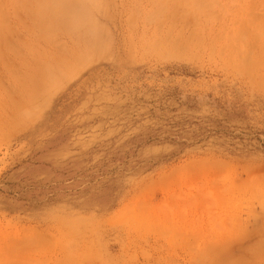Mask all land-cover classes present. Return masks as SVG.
<instances>
[{"label": "rangeland", "instance_id": "1", "mask_svg": "<svg viewBox=\"0 0 264 264\" xmlns=\"http://www.w3.org/2000/svg\"><path fill=\"white\" fill-rule=\"evenodd\" d=\"M21 1L0 264H264V0Z\"/></svg>", "mask_w": 264, "mask_h": 264}, {"label": "bare ground", "instance_id": "2", "mask_svg": "<svg viewBox=\"0 0 264 264\" xmlns=\"http://www.w3.org/2000/svg\"><path fill=\"white\" fill-rule=\"evenodd\" d=\"M22 1H24V0H22ZM22 1H21V2H22ZM33 1H34V2L30 3L31 5L35 4V0H33ZM70 1H71V0H70ZM19 2H20V1H18V7H19ZM27 2H28V1H27ZM27 2L24 1V2L22 3V5L24 6L25 3H26L25 5H28ZM40 2H41V0H40ZM40 2L38 1V5L41 6L40 9H38L39 7H38L37 4H35V5H36V7H37V9H38V12L43 8L42 10H44V13H42V10H41V12H39V13H40V15H41V18H43V20L46 22L45 25L47 24L46 19L49 20L48 18H50V21L53 20V17H52L53 15H52V14H53L54 11L58 12V11H60L61 9L66 8V7H65V4L67 5V0H45V3H44V1L41 2L42 5L40 4ZM36 3H37V0H36ZM31 5H30V6L28 5V6H26V7H27V8L29 7V10H30V9H31ZM35 5H34V7H35ZM42 6H43V7H42ZM57 10H58V11H57ZM75 10H77V9H75ZM24 11H25V9H24ZM41 13H42V14H41ZM72 13H73V10H72ZM42 16H43V17H42ZM37 17H38V19L40 18L39 15H37ZM47 17H48V18H47ZM77 17H78V16H77ZM41 18H40V19H41ZM44 18H45V19H44ZM63 18H64V17H63ZM63 18L61 17L62 20H64ZM51 19H52V20H51ZM43 20H42L41 22H43ZM6 21H7V20H6ZM58 21L61 22V20H58ZM60 22H59V23H60ZM64 22H65V21H64ZM37 23H38V22H37ZM39 23H40V22H39ZM48 23H50V22L48 21ZM57 23H58V22H57ZM57 23H56V24H57ZM59 23L57 24V26H58L59 28H62V27H61V26H62V22L60 23L61 26H60ZM53 24L55 25L54 22H53ZM45 25H44V26H45ZM34 26H36L35 28H37L38 26H41V25H39V24L37 25V24H36V25H34ZM63 26H64V24H63ZM32 27H33V26H32ZM33 28H34V27H33ZM41 28H42V27H41ZM39 29H40V28H37V31H39ZM63 29H64V28H62V30H63ZM42 30H43V29H40V31H42ZM48 30H49V29H48ZM48 30H47V31H48ZM55 30H56V25L53 26L52 33H53ZM40 31H39V33H40ZM47 31H45V32L43 31V32H44L45 34H48ZM49 31H50V30H49ZM64 31H65V30H64ZM66 32H67V31H66ZM62 33H63V32H62ZM41 34H43V33H41ZM64 34H65V33H64ZM41 36H42V35H41ZM41 36H40V38H42ZM46 36H47V35H46ZM60 36H61V35H60ZM48 38H49V37H48ZM36 39H37V38H36ZM42 40H43V39H42ZM46 40H47V39H46ZM18 41H19V40H18ZM47 41H48V40H47ZM59 41H60V40H58L57 42H59ZM62 42H63V40H62ZM23 43H24V42H23ZM59 43H60V42H59ZM29 44H30V43H29ZM62 44H63V43H62ZM62 44L60 43V45H59V44H58V45H59V48H60V47L63 48L62 46H64V48H63V50H64V49L66 48V47H65V43H64L63 45H62ZM54 45H55V44H54ZM61 45H62V46H61ZM15 47H16V46H15ZM16 48H17V47H16ZM15 52H16V51H15ZM28 55H29V54H28ZM34 58H35V57H34ZM32 59H33V58H32ZM36 61H37V60H36ZM36 61H35V62H36ZM45 62H46V61H45ZM42 64H43V63H42ZM46 64H49V67H50V63H47V62H46ZM58 66H59V65H58ZM56 67H57V66H56Z\"/></svg>", "mask_w": 264, "mask_h": 264}]
</instances>
